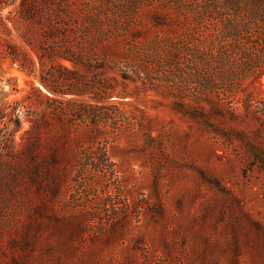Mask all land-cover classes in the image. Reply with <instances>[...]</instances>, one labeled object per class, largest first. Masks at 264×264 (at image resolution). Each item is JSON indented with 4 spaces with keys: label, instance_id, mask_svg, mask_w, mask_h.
<instances>
[{
    "label": "rangeland",
    "instance_id": "1",
    "mask_svg": "<svg viewBox=\"0 0 264 264\" xmlns=\"http://www.w3.org/2000/svg\"><path fill=\"white\" fill-rule=\"evenodd\" d=\"M226 2L0 0V104L82 113L40 122L47 189L0 168V264H264V45L213 62Z\"/></svg>",
    "mask_w": 264,
    "mask_h": 264
},
{
    "label": "trees",
    "instance_id": "2",
    "mask_svg": "<svg viewBox=\"0 0 264 264\" xmlns=\"http://www.w3.org/2000/svg\"><path fill=\"white\" fill-rule=\"evenodd\" d=\"M225 6L229 8L231 14H228L221 27L213 32L212 45L218 52L213 62L223 63L237 53L246 62H251L252 51H257V46L264 45V40L261 39L257 43L255 40L257 34L250 31L249 19L257 20V14H260V20L264 21V0H227ZM240 12L248 15L242 19L245 22L234 19ZM10 58L11 61H15L14 58ZM46 98L51 103L50 116L35 112L25 98L0 104V159H3L5 163L0 168H5L4 172L14 179L23 177L28 180L27 185L33 186L37 191L48 188L46 181L53 176H58L59 169L56 170L54 167H59L61 164L52 151L50 154L49 151L40 154L41 146L48 150L51 147L50 138H41L40 122L43 123L44 128H47L51 120L58 125H63L65 118L82 116L79 110L67 105L71 101ZM23 118L28 121L29 126L23 132L21 141L17 143L14 135ZM44 208H46L45 200L40 201L35 210L40 213Z\"/></svg>",
    "mask_w": 264,
    "mask_h": 264
}]
</instances>
